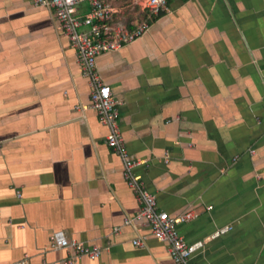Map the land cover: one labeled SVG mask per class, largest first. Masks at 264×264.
Returning <instances> with one entry per match:
<instances>
[{
  "label": "crops",
  "instance_id": "0c3cea01",
  "mask_svg": "<svg viewBox=\"0 0 264 264\" xmlns=\"http://www.w3.org/2000/svg\"><path fill=\"white\" fill-rule=\"evenodd\" d=\"M107 1L113 22H148L95 60L134 172L158 210L193 214L177 230L202 241L195 264H264V0H166L150 18L146 0ZM89 90L53 10L0 0V264L69 257L53 230L101 247L70 264H175L141 220L123 222L139 203Z\"/></svg>",
  "mask_w": 264,
  "mask_h": 264
},
{
  "label": "built area",
  "instance_id": "2783aa9c",
  "mask_svg": "<svg viewBox=\"0 0 264 264\" xmlns=\"http://www.w3.org/2000/svg\"><path fill=\"white\" fill-rule=\"evenodd\" d=\"M36 5H44L53 10L62 33L68 38L77 53L81 73L87 78L89 85V105L94 109L101 123L107 126L105 136L107 145L118 155L122 163V174L128 187L136 195L139 210L130 218H124V224L133 220H141L157 239L167 243L168 252L175 264H195L193 253L202 246V241L187 242L178 232L177 224L189 220L191 212L178 216H170L164 210L156 208L154 194L149 192L139 176L134 172L138 161L126 149L124 139L118 126L119 104L121 101L111 93L110 86L104 83L96 70V55L103 51L116 50L133 42L148 28L146 19L141 20L133 28H127L121 22H113V8L107 0H33ZM86 2L87 12L80 16L78 5ZM147 17L158 14L167 8L166 0H146ZM83 27H87L84 29ZM20 196V194H18ZM118 230V227L115 228ZM142 245L143 239L132 241ZM50 249H69L72 254L53 261L51 264H70L74 258L86 256L96 259L101 247L96 244H85L73 238H66L61 230H53L49 236ZM13 264H24L17 261Z\"/></svg>",
  "mask_w": 264,
  "mask_h": 264
}]
</instances>
